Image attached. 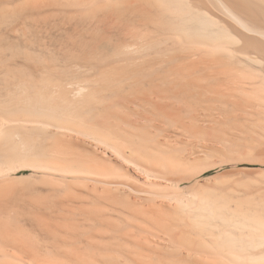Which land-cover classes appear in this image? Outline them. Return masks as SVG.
Listing matches in <instances>:
<instances>
[{"label":"bare ground","instance_id":"1","mask_svg":"<svg viewBox=\"0 0 264 264\" xmlns=\"http://www.w3.org/2000/svg\"><path fill=\"white\" fill-rule=\"evenodd\" d=\"M0 264H264V0H0Z\"/></svg>","mask_w":264,"mask_h":264},{"label":"rangeland","instance_id":"2","mask_svg":"<svg viewBox=\"0 0 264 264\" xmlns=\"http://www.w3.org/2000/svg\"><path fill=\"white\" fill-rule=\"evenodd\" d=\"M210 174H211V172H210Z\"/></svg>","mask_w":264,"mask_h":264}]
</instances>
